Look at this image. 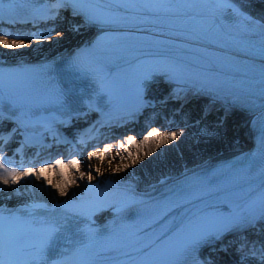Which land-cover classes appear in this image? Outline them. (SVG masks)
I'll return each instance as SVG.
<instances>
[{"label": "snow or ice", "instance_id": "6c2138e0", "mask_svg": "<svg viewBox=\"0 0 264 264\" xmlns=\"http://www.w3.org/2000/svg\"><path fill=\"white\" fill-rule=\"evenodd\" d=\"M112 2L118 8L133 7L132 4L124 3L122 0H112ZM211 2L214 4V17L220 21L217 29L223 27L229 32L239 31L247 38L244 42V47L250 51L264 48V23L244 12L240 6L233 3V0H211ZM22 4L29 5V7L21 8L20 5ZM102 4L103 0H44L43 3H37V0H8L7 3L0 4L2 13L7 9L10 13H14L17 17H20V19L9 20L10 23L39 25L52 22L51 30L37 28L36 31L30 32L28 35L22 33L16 35L0 33V49L4 50L0 52V59L5 58L9 54L15 56L18 54V50L30 47L32 43H58L63 38V33L55 31V21L61 17L62 12L65 10L70 11L73 17H80L82 23L86 26H97L103 30L117 26L124 17L119 13L106 12ZM143 6L150 12L176 11L173 0H151L150 3L146 2ZM185 8L190 10L192 5L186 4ZM229 9L230 11H228ZM225 16H230L231 20L226 21L224 19ZM72 28L73 30H78L79 25H73ZM54 37L56 38L55 40ZM103 43L104 38L101 37L92 44L91 48L85 51L94 52ZM73 66L79 67L75 62H73ZM28 71L29 66L23 63H15L14 65L3 63V66H0V88L11 81H15ZM135 71L136 78L131 96V107L124 112V118L121 121L132 120L145 108L152 106V102L145 98V93L148 84L155 77L162 76L168 83H176L178 80L177 71L170 67L154 68L137 66ZM97 83L100 89L98 96L100 94L105 96L109 109H113L116 100L113 98L112 93L104 89L103 84H100L99 81ZM173 95L175 99H180L178 93L174 92ZM61 98H58V102H63ZM89 101L90 103L87 105L88 111L94 112L99 109L105 112L98 106L97 99L94 104L91 103V100ZM7 103L9 105L7 109L0 106V124L5 120L13 123L11 130L0 132V193L6 192L7 196L5 198L23 196L29 185L34 189L39 188L41 191H46L44 185H49L58 191L60 197H65L68 187L77 182L73 178V172L79 173V179H86L88 181V187L84 195L93 191V189L100 188V184H93V172H95L96 176H101V168L89 167L87 172L81 171L80 160L75 155L67 158L66 162L63 158H56L54 163L52 161H42V166L40 167H36L33 164L25 165L23 162L20 165H16L11 159L3 155L5 146L12 142L16 136L24 137L23 141L20 142L19 148L16 149L17 153L23 154L25 149L36 148L35 138L40 133L29 131V129H36L37 127L43 129L45 133H54V142L60 143V134L58 131H55L56 122L42 121L30 116L25 111L23 105L15 100L9 99ZM247 103L253 107L258 104L261 109H264V93L259 94L258 97L255 95L251 96L247 100ZM230 107H236V101H232ZM106 113L108 116L105 119H108L111 116V110ZM110 125L111 120H109L107 125L101 122V125L93 128V132L100 126L107 127ZM208 134L211 135L212 133ZM181 135V132L165 131L162 133L160 130L152 128L139 144L142 146L149 138H158L153 149V151H156L162 144H167L169 141L175 142ZM64 143H67V141L65 140ZM83 143L86 146L87 140L85 139ZM126 143L133 145L137 141L134 136L129 135L126 137ZM124 145L125 141L117 140L116 147L118 149L122 148L127 153V157L121 155L120 152H117L116 156H120L121 160L130 159L131 165L122 164V166L114 169V172H122L138 162V156L134 155ZM111 151L112 145L105 144L103 150L97 147L95 151L89 152L87 159H96L102 163L105 155L111 154ZM116 156H112L111 159L114 160ZM109 163L111 164V160ZM49 171H54L60 177L58 182L53 183L51 179L44 175ZM130 175H134V173ZM30 177L34 178L35 181L43 179L44 185L33 184L32 180L29 179ZM22 182H24L23 190L21 187H17ZM102 183L107 185L108 191H112L113 189L118 192L122 191L128 197L127 203L121 205L117 201H111L97 204L88 211H76L75 213L70 212L69 208L65 207V205L70 203L69 201H64L63 204L57 203L51 207L47 203L33 201L32 211H29L27 207L22 210L4 209L3 214H0V264H47L45 250L49 246L50 241L61 231L60 224L54 219L50 222V218L45 215L49 211L52 213L53 218L58 212H63L68 217L69 215L84 217L87 222L97 212H101L105 208L111 209L116 213L117 218L114 219L111 228H107L108 233L105 235H99V230H95L93 227L81 230L84 234V242L79 243L70 253H87L86 257L81 259L78 264H203V261L198 257V253L202 247L208 245L213 240L221 239L225 234L237 230L254 228L258 223L264 222V195H261L258 201L247 205L244 209L235 213L226 227L199 226L190 229L186 233L185 228L187 226H182L174 233L175 238H169L152 248L150 252L136 257L131 255V253L140 252L143 248L147 247L146 244L139 243L143 239L139 233L144 228L162 219L167 212L178 207V205L172 204L168 206L166 200L138 199L130 185H117L111 180L102 181ZM9 189L11 191H8ZM71 203L78 204L79 202L73 200ZM137 204H141L143 207L138 208L136 207ZM158 206L163 207L164 211L156 216L149 217L147 214ZM131 207H135L138 213L145 217L143 223L138 228L133 229V223L122 222L119 231H117L115 228L116 221L123 217L125 210ZM35 209L43 211L38 214ZM21 211H26L28 215H21ZM17 225L22 226L23 230L14 231L12 226ZM41 230H43L42 239L33 240L30 238L32 234H39ZM244 247L247 248V245ZM70 254L61 257H67ZM249 255L258 258L260 264H264V243L261 244L259 249L253 245L249 250ZM51 264H69V262L64 259H56L51 261Z\"/></svg>", "mask_w": 264, "mask_h": 264}, {"label": "bare ground", "instance_id": "6f19581e", "mask_svg": "<svg viewBox=\"0 0 264 264\" xmlns=\"http://www.w3.org/2000/svg\"><path fill=\"white\" fill-rule=\"evenodd\" d=\"M233 1L237 2L239 6L247 8L251 13L256 15L257 18L264 21V4L261 3V0H233ZM64 22H65V26H67V24L70 23L66 18L64 19ZM43 29L51 30V27H49L48 25L46 28H43ZM71 42L72 41L69 38L63 37L62 39L59 40L58 44L60 43L70 44ZM33 45L35 44L32 43L31 46ZM31 46H30V49L29 47H26L23 50L22 49L18 50V54L15 56L9 54L7 56L8 59L14 60V59H19V58H25L26 61L32 60V59L39 60V56H43L46 53L50 52L48 50L49 47H47L45 43L40 44V45H35L38 48L35 51L31 50ZM196 102L197 100L193 101V103H196ZM173 105L174 103L172 102L166 103L165 108H164V111L166 112V116L164 119H162L161 117H157L152 120L149 114L147 115L148 116L147 119L150 120L149 125L151 127H149L147 131L141 130V134L139 135L138 140H136L137 141L136 144L128 145L125 142L124 146L130 148L132 152L136 151L138 153V158H139L138 162L134 166H131V170H132L131 174L134 173V175H129V176L126 175L125 177H122V178H126L125 180L128 181L133 186H137L138 188L143 189L149 186L150 182L152 181L157 182L159 178L170 177L176 174H182L184 172H188L193 169H196L202 166L203 163H207L209 160L215 159L216 157L221 158L223 157V155H218L217 153H215L218 147L221 149H224L223 154L239 148V146L236 148L231 145L234 141L232 137L230 136L232 135V133H228V136H223L222 139L219 141L213 138L211 139L201 138L202 135H205L206 133H208L207 131L208 128L206 127L208 124L207 123L208 120H210V122L211 121L217 122L221 118L219 112H215L214 110H212L211 108L207 106L205 107L204 106L205 104L202 105L199 109L195 110V111L203 112V110L205 109L204 110L205 115L202 116L203 120L201 122V126L204 125L205 128L201 130L200 132L201 136L199 137V139L192 137L191 135L187 134L185 131H180L179 129H176L175 131L181 132L182 135L179 136L175 142L169 141L167 144H162L161 147L157 149L156 151H153V149L155 148L156 140L158 138H149V140L141 146L139 142L143 140L145 136H147L148 132L151 131L152 128H156L160 130L162 133L165 132V129L167 126L166 119L168 118V115H169L167 107L173 108L172 107ZM164 111H161L160 114L162 115L163 113H165ZM226 113L227 111L223 112L222 114H226ZM193 114H195V112H193ZM224 116L225 118L223 120H225V123L229 124L230 126L223 125L219 127L222 129L228 130L229 132H235V130L238 129L237 122H239L238 120H236V116L228 114V113L227 115H224ZM172 120L173 119L169 120L168 123H173ZM241 121L244 123L243 119ZM175 146H179L182 152L181 158H179L175 154L174 152ZM115 151L116 149H112L111 154H106L105 156H109V155L111 156L112 154H114ZM45 160L49 161L51 159H45ZM90 161H94V159ZM181 162H184L185 164L184 167L181 166ZM80 163H81V171L83 170L82 164L87 165V170L89 169L90 164L87 163L86 159H85V163L84 162L82 163V161ZM44 175L47 176L49 179H51L53 183L58 182L60 179V177L56 175L54 171L46 172ZM73 178H75L77 182L71 185L70 187H68L66 196L68 195V191L71 188L75 189L78 186H80L81 179H79V173L73 172ZM29 179L32 180L33 184L44 185L43 179L41 181H35L34 178H31V177ZM23 185H24V182L21 185H18L17 187H21L23 190ZM44 187L46 191H41L39 188L34 189L31 187V185H29L24 195L20 196V199L37 198V199L54 200L55 197L62 198L59 196L58 191L51 188V186L44 185ZM8 191H11V189H9ZM3 195L4 193H0V198ZM12 198L16 199L14 198V196ZM248 240L249 239L243 240L241 238L234 240L235 247L240 248V249H246L244 254H246L247 256L249 255L248 246H251L252 244ZM245 245H247V248L244 247ZM244 259L243 260L241 259L239 263L248 264L247 261H249V259H247V257H245Z\"/></svg>", "mask_w": 264, "mask_h": 264}, {"label": "rangeland", "instance_id": "374dc122", "mask_svg": "<svg viewBox=\"0 0 264 264\" xmlns=\"http://www.w3.org/2000/svg\"><path fill=\"white\" fill-rule=\"evenodd\" d=\"M262 2H263V4H264V0H262ZM55 40V39H54ZM65 43V42H64ZM64 43L62 44V43H60V44H58L57 42H53V43H45L46 44V46L47 47H49L48 48V50L49 51H53L54 50V48H58L59 46L61 47V44H62V47H64L63 45H64ZM35 45H40V44H36V43H34ZM35 45H33V46H31V50L32 51H35L36 49H38ZM52 45V46H51ZM29 49H30V47H29ZM23 50V49H22ZM21 50V51H22ZM2 51H4L3 49H0V52H2ZM217 137L218 136H216V135H214V137H213V139H216V140H219V139H217ZM204 138H211V137H209V136H206V137H204ZM235 142V141H234ZM240 144V142H237V143H234V146H238ZM177 148H178V146H177ZM177 148H176V150H177ZM217 150V153H219V152H221L222 150L221 149H219V147L216 149ZM129 151H131L130 149H129ZM117 152H120L121 153V155H123L124 157H127V153H125L124 151H123V149H118L117 151H115L114 152V154H112L111 156L109 155V156H105L104 157V160H103V162L101 163V162H99V161H97L96 159V161H88V163L90 162V163H94L93 165H92V168H95V167H100L101 168V172L102 173H104V174H109V173H112V174H115L116 176H125V175H128V174H130V172L132 173V170H131V166L129 167V168H127L126 170H124V171H122V172H114L113 170L114 169H116V168H118V167H120V166H122V164H129V165H131V160L130 159H124V160H121V158H120V156H116V153ZM132 152V151H131ZM135 152V153H134ZM133 152V154L134 155H136V156H138V153L136 152V151H134ZM181 154V152L179 153V156H181L180 155ZM112 156H116V158L113 160V159H111V157ZM111 160V164L109 163V161ZM95 163H96V165H95ZM128 173V174H127ZM118 174H120V175H118ZM256 248H257V245L255 246ZM237 259H236V263H237ZM260 264V263H259Z\"/></svg>", "mask_w": 264, "mask_h": 264}]
</instances>
